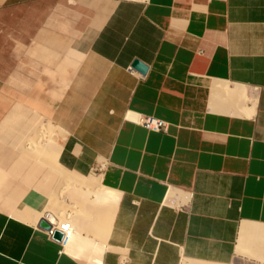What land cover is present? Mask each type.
Segmentation results:
<instances>
[{
  "label": "crops",
  "instance_id": "crops-1",
  "mask_svg": "<svg viewBox=\"0 0 264 264\" xmlns=\"http://www.w3.org/2000/svg\"><path fill=\"white\" fill-rule=\"evenodd\" d=\"M240 8L0 0V106L20 100L19 113L57 126L54 166L111 191L76 185L58 195L78 210L63 213L80 226L65 243L0 208V264H95L96 242L101 264H264V54L245 51ZM135 58L145 73L131 67ZM37 163L42 171L18 176L16 204H46L52 176L57 184V171Z\"/></svg>",
  "mask_w": 264,
  "mask_h": 264
},
{
  "label": "rangeland",
  "instance_id": "rangeland-1",
  "mask_svg": "<svg viewBox=\"0 0 264 264\" xmlns=\"http://www.w3.org/2000/svg\"><path fill=\"white\" fill-rule=\"evenodd\" d=\"M237 4H241L243 8L236 11L238 12L236 17H240L238 18L236 33L245 51L252 53L256 49L255 46H261L263 48L259 52L264 54V0H237ZM6 99L8 100V102L6 101L7 105L3 104V108L0 106V208L14 213L13 207L17 204L16 201H11L9 197L13 188L16 189L17 187L18 176L25 172L42 171L35 166L38 165L37 162L43 164L32 154L35 151H31L32 153L30 149L26 151L23 141L26 137L36 134L40 129L44 130L45 128L47 130L48 128L45 127L47 120H42L40 113H34V111L19 113L23 107L19 105L20 100H15L11 107V99ZM48 123L50 125L49 131H59L57 127L52 126L51 122ZM56 173L58 175V172ZM53 177L51 185L55 188L57 184ZM27 187L33 188L32 184ZM71 189L73 186H68L61 194L67 193ZM61 203L64 204L63 201ZM61 206L63 210L64 208L67 210L69 207L65 204ZM67 224L69 225L70 221Z\"/></svg>",
  "mask_w": 264,
  "mask_h": 264
},
{
  "label": "bare ground",
  "instance_id": "bare-ground-1",
  "mask_svg": "<svg viewBox=\"0 0 264 264\" xmlns=\"http://www.w3.org/2000/svg\"><path fill=\"white\" fill-rule=\"evenodd\" d=\"M49 121L46 122V126L48 129H50V125L48 123ZM54 127H57L55 126L54 124L52 125ZM46 130L44 128V130L40 129L36 134H33V135H30L28 137H26L24 139V146L26 147V149H30V152L31 151H35L34 153H32L34 156H36L40 161H42V163L44 164H48L50 165L51 167H53L57 172H58V181H57V185L55 188H52L50 191H49V194H48V200L46 202V204H41L40 206L38 205H25V204H17L16 206L13 207V211L16 215L20 216L21 218L25 219V220H28L30 222H37L40 217H45L47 218L50 222H54V223H58L59 225H57V227H65V231H67L68 229V232L66 233H69L67 235H69V238L70 240L68 242H71L74 240L75 237H77L79 234L78 232L80 231L79 227L77 224H71L70 226L67 224V222L65 221V216H64V212L66 213L67 210H63V207L61 208L60 205H63V203L60 204V202L58 201V199L60 197H58L59 194L62 193V191L68 187V186H74V188H76L78 186H80L81 188H85L84 190L86 192H89V193H94V194H97L98 196H100L101 194L103 193H111V191H109L106 187L102 186L101 182H100V178L99 177H96L92 183V181L90 180V182H87L86 180H79L73 176H70L68 174H65L64 172H61L57 169V167L54 166V160L60 150V146H61V133L60 131H57V130H52V131H49V130ZM41 148V149H40ZM40 149V150H39ZM80 189V188H79ZM71 191L74 192V189H71ZM81 191V190H80ZM80 191L79 194H80ZM77 193V192H76ZM88 193V194H89ZM84 194V193H82ZM92 195V194H91ZM60 196V195H59ZM82 195H80L81 197ZM47 197V196H46ZM95 197V196H94ZM88 198V196L86 197ZM118 198V197H117ZM97 199V198H96ZM102 198H100L101 200ZM115 199V198H114ZM85 200V199H84ZM81 202V201H80ZM99 203V202H98ZM82 204V203H81ZM65 207V206H64ZM82 207V206H81ZM85 208V207H83ZM87 208V207H86ZM68 210H71V213L72 211L74 212L76 210L75 206L74 205H71L67 208ZM63 210V211H62ZM86 210V209H85ZM43 211V212H42ZM78 211V210H76ZM68 214V213H66ZM85 214V212H84ZM87 214V213H86ZM85 214V215H86ZM74 215V214H73ZM76 215V214H75ZM64 216V217H63ZM104 216V215H103ZM84 217V215H83ZM88 217V216H87ZM74 218H76L74 216ZM86 218V217H85ZM66 219H68V217H66ZM82 219V217H81ZM59 220V222H58ZM73 220V219H71ZM73 222V221H72ZM77 222V220H76ZM75 222V223H76ZM83 222V221H82ZM85 223V222H84ZM89 223V222H88ZM87 223V224H88ZM250 223V222H249ZM86 224V223H85ZM86 224V226H87ZM246 224V223H245ZM68 225V226H66ZM90 225H92L90 223ZM89 225V226H90ZM251 225V224H249ZM94 226V225H93ZM59 227V228H60ZM254 227V226H253ZM82 228V226H81ZM85 227H83L82 229H84ZM91 228V227H90ZM256 228V227H255ZM261 228V227H260ZM73 229H76V230H73ZM81 229V230H82ZM94 229V228H93ZM245 229V228H244ZM249 230V229H247ZM256 230V229H255ZM259 230V229H258ZM254 231V230H253ZM82 232V231H81ZM80 232V233H81ZM84 232V231H83ZM251 232V231H250ZM85 233V232H84ZM256 233V232H255ZM250 234V233H249ZM82 235V234H81ZM85 235V234H84ZM83 235V236H84ZM88 235V233H87ZM90 235V234H89ZM247 235V234H246ZM244 236V235H243ZM248 236V235H247ZM81 237V236H80ZM89 237V236H88ZM91 238V237H90ZM249 238V237H248ZM253 238V237H252ZM258 238V237H257ZM256 238V239H257ZM81 239V238H80ZM85 239V238H84ZM95 239V238H94ZM243 239V238H242ZM244 239H247L244 237ZM243 239V240H244ZM250 239V238H249ZM249 239H247L246 241H248ZM78 240V239H77ZM252 240V239H251ZM264 240V238L262 239ZM83 241V240H82ZM250 242V240H249ZM91 243V242H90ZM247 243V242H246ZM243 244H245L243 242ZM249 245V244H248ZM250 246V245H249ZM94 247L96 249V252L98 254V258H97V263L95 264H101L100 263V254L101 252L103 251V245L100 243V242H96L94 243ZM246 247V246H245ZM244 247V248H245ZM243 251V250H242ZM193 259V258H192ZM198 261V259H196ZM187 261V260H186ZM209 262V261H208ZM212 262V261H211ZM201 263V262H200ZM210 263V262H209ZM219 262H216L215 264H218ZM183 264H189L188 261ZM192 264V263H191ZM211 264V263H210ZM214 264V263H212ZM222 264V263H221ZM225 264V263H224Z\"/></svg>",
  "mask_w": 264,
  "mask_h": 264
},
{
  "label": "built area",
  "instance_id": "built-area-1",
  "mask_svg": "<svg viewBox=\"0 0 264 264\" xmlns=\"http://www.w3.org/2000/svg\"><path fill=\"white\" fill-rule=\"evenodd\" d=\"M130 113L135 115L134 121L142 124L146 128L156 130V131H167L168 129L169 123L163 119L156 118L150 115H144V114L137 113V112H130ZM47 232L50 236H52L54 233V227H51L50 229H48ZM67 239L69 238L67 236V233H65L61 241L65 243Z\"/></svg>",
  "mask_w": 264,
  "mask_h": 264
},
{
  "label": "water",
  "instance_id": "water-1",
  "mask_svg": "<svg viewBox=\"0 0 264 264\" xmlns=\"http://www.w3.org/2000/svg\"><path fill=\"white\" fill-rule=\"evenodd\" d=\"M131 67L138 70L141 73H145L148 68L147 64H145L143 61L139 60L138 58H135L132 60ZM37 224L39 227L47 229V230L52 227L51 222L45 217H41L38 220ZM52 236L57 240H62L64 233L61 230L55 229Z\"/></svg>",
  "mask_w": 264,
  "mask_h": 264
}]
</instances>
